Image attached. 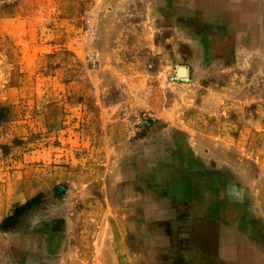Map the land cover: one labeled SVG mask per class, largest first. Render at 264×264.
<instances>
[{
    "label": "rangeland",
    "instance_id": "374dc122",
    "mask_svg": "<svg viewBox=\"0 0 264 264\" xmlns=\"http://www.w3.org/2000/svg\"><path fill=\"white\" fill-rule=\"evenodd\" d=\"M213 1L0 0V264H264V0Z\"/></svg>",
    "mask_w": 264,
    "mask_h": 264
},
{
    "label": "crops",
    "instance_id": "0c3cea01",
    "mask_svg": "<svg viewBox=\"0 0 264 264\" xmlns=\"http://www.w3.org/2000/svg\"><path fill=\"white\" fill-rule=\"evenodd\" d=\"M215 1L216 0H214L213 2L215 3ZM221 2H223V7L222 8L224 9V16H226V13L231 14L232 11H234V13H236V11H238V10L241 11L242 10L243 11V13H241L242 16H238V15H236V16H238L240 18V20H242V21L244 20L243 22L246 25L254 23L253 21L249 22V19H254V20L257 19V22H260V21L263 20V19H260V18L252 17L251 15H248L247 11H246V7L247 6L244 8V5H242L241 2L238 3V2H235V0H221ZM193 14H195V12Z\"/></svg>",
    "mask_w": 264,
    "mask_h": 264
},
{
    "label": "bare ground",
    "instance_id": "6f19581e",
    "mask_svg": "<svg viewBox=\"0 0 264 264\" xmlns=\"http://www.w3.org/2000/svg\"><path fill=\"white\" fill-rule=\"evenodd\" d=\"M184 68V67H183ZM179 71V70H178ZM180 73L181 74H184L185 73V70L183 71V70H181V68H180Z\"/></svg>",
    "mask_w": 264,
    "mask_h": 264
},
{
    "label": "water",
    "instance_id": "95a60500",
    "mask_svg": "<svg viewBox=\"0 0 264 264\" xmlns=\"http://www.w3.org/2000/svg\"><path fill=\"white\" fill-rule=\"evenodd\" d=\"M181 68V70H183L184 71V68H182V67H180ZM180 68H179V72H180Z\"/></svg>",
    "mask_w": 264,
    "mask_h": 264
}]
</instances>
